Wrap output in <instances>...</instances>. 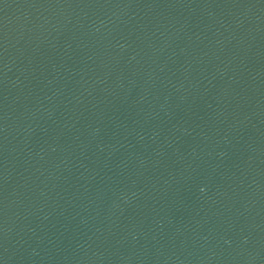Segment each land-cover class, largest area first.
<instances>
[{"label":"water","instance_id":"water-1","mask_svg":"<svg viewBox=\"0 0 264 264\" xmlns=\"http://www.w3.org/2000/svg\"><path fill=\"white\" fill-rule=\"evenodd\" d=\"M0 264H264V0H0Z\"/></svg>","mask_w":264,"mask_h":264}]
</instances>
